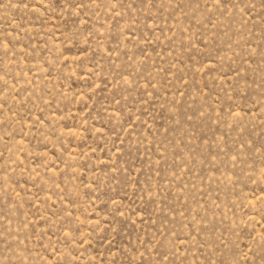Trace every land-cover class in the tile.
<instances>
[{"label": "rangeland", "instance_id": "obj_1", "mask_svg": "<svg viewBox=\"0 0 264 264\" xmlns=\"http://www.w3.org/2000/svg\"><path fill=\"white\" fill-rule=\"evenodd\" d=\"M0 264H264V0H0Z\"/></svg>", "mask_w": 264, "mask_h": 264}]
</instances>
